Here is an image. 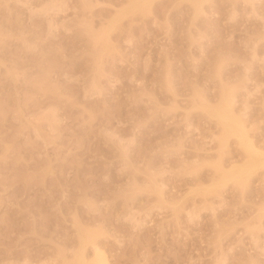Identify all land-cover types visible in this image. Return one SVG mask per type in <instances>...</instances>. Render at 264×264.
Instances as JSON below:
<instances>
[{"label":"rangeland","instance_id":"obj_1","mask_svg":"<svg viewBox=\"0 0 264 264\" xmlns=\"http://www.w3.org/2000/svg\"><path fill=\"white\" fill-rule=\"evenodd\" d=\"M58 1L0 0V264H264V166L220 182L200 99L264 150V0Z\"/></svg>","mask_w":264,"mask_h":264},{"label":"bare ground","instance_id":"obj_2","mask_svg":"<svg viewBox=\"0 0 264 264\" xmlns=\"http://www.w3.org/2000/svg\"><path fill=\"white\" fill-rule=\"evenodd\" d=\"M62 2L58 4L56 2L57 4L56 6L58 7L65 6V4H63ZM204 2L205 0H196L195 1L196 9L202 10L203 7L205 6V5L203 6ZM150 4H151L150 0H130L129 7H131L134 10L148 9ZM52 7L54 8V6L46 7L45 5L43 7V10L48 11ZM200 99L204 108L212 116L216 117L221 122L223 137L229 138V136H235L238 142L247 152V159L243 164L233 166L229 170H225V168L221 166V169L223 171V178L220 182L223 183L224 181L229 179H232L236 182H241L247 179V177H250V175L255 171L256 168L264 166V150H261L257 146L256 144L257 142H255L253 138L250 136L251 133L249 134V129L244 114L239 112L235 107V96L229 90L223 89L219 101L217 102L216 105H212L211 102L204 97H200ZM258 240H259L258 237H254L253 239L255 243H257ZM90 242L93 245L92 247L94 249V253L89 256L86 251V248H87V244ZM81 243H82V248L76 255L75 264H105L106 263L105 251L100 246H98V244L93 242V239L89 234L81 235ZM263 244L264 243H262V245Z\"/></svg>","mask_w":264,"mask_h":264}]
</instances>
